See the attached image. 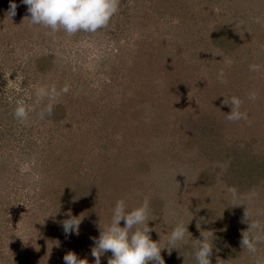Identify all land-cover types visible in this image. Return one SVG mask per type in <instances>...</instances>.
Here are the masks:
<instances>
[{
	"label": "rangeland",
	"instance_id": "374dc122",
	"mask_svg": "<svg viewBox=\"0 0 264 264\" xmlns=\"http://www.w3.org/2000/svg\"><path fill=\"white\" fill-rule=\"evenodd\" d=\"M11 2L0 0V264H64L69 251L94 264L116 202L144 198L153 240L193 215L165 264H196L201 230L216 236L212 264H264V242L240 243L246 218L264 229V9L118 0L106 27L69 35L33 24L21 0L9 16ZM249 23L262 28L248 35ZM233 90L247 120L227 119ZM69 212L79 235L63 232Z\"/></svg>",
	"mask_w": 264,
	"mask_h": 264
},
{
	"label": "clouds",
	"instance_id": "9594fccd",
	"mask_svg": "<svg viewBox=\"0 0 264 264\" xmlns=\"http://www.w3.org/2000/svg\"><path fill=\"white\" fill-rule=\"evenodd\" d=\"M27 6L31 22L36 25H43L50 28L52 32L63 29L69 35L77 32L94 33L98 29L108 25L111 18L118 10V0H21ZM17 4L15 0L10 3L9 16L16 13ZM223 73L218 74L222 78ZM67 91V87L64 88ZM36 95L38 98L47 97L55 101L57 93L55 89L39 88ZM254 98V97H253ZM230 105L231 111L227 116L230 121L247 120L246 112L240 111L241 101L237 97L224 100ZM53 103L46 108L48 115L52 113ZM30 108L24 103H18L14 117L23 121L27 118ZM43 117V113L41 114ZM233 199L237 198L235 189L230 190ZM150 201L144 198L143 201L131 210L128 209L125 200L116 202L112 210V219L106 227H100V235L93 240L94 247L91 255L94 264H101V258L105 253H111L108 264H165L162 250L177 249V244L186 241L189 233L188 224L177 221L168 234L167 240H153L152 229L149 226ZM83 218V217H82ZM81 216H73L68 213V218L61 221V227L66 236L79 235V227L82 222ZM248 222V228L242 233L241 246L250 253L257 252V245L264 242V229L257 222ZM123 222V226L122 225ZM198 225V224H197ZM200 228V225L197 226ZM202 239H195L192 243L196 264H212L215 233L211 230H201ZM64 264H89L87 259L79 258L77 253L69 251L63 257Z\"/></svg>",
	"mask_w": 264,
	"mask_h": 264
},
{
	"label": "trees",
	"instance_id": "16d2710c",
	"mask_svg": "<svg viewBox=\"0 0 264 264\" xmlns=\"http://www.w3.org/2000/svg\"><path fill=\"white\" fill-rule=\"evenodd\" d=\"M233 1L236 2V4H241V5H245V3L249 2V3H251V5L259 6L260 9H264V0H233ZM247 27L248 28L246 29V31L248 32V35L250 33L256 35L257 34L256 31H259L262 28L261 26L252 27V24H250V23L248 24ZM215 35H216V38H219L217 40H221L220 42H222V41L226 42L229 40V39L227 40V38H225L224 36H221V35L219 37L218 34H216V33H215ZM261 41H262V39H261ZM176 67H177V65H176ZM232 97H237L234 90H233V96ZM262 188H264V186H262Z\"/></svg>",
	"mask_w": 264,
	"mask_h": 264
}]
</instances>
